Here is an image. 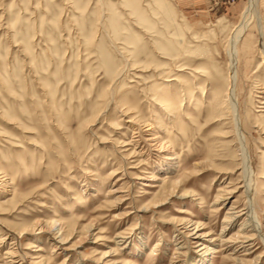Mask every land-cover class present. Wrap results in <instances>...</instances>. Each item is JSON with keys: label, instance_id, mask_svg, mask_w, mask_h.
Here are the masks:
<instances>
[{"label": "rangeland", "instance_id": "374dc122", "mask_svg": "<svg viewBox=\"0 0 264 264\" xmlns=\"http://www.w3.org/2000/svg\"><path fill=\"white\" fill-rule=\"evenodd\" d=\"M245 1L0 0V234L27 226L18 235L27 252L22 264L36 255L47 264H95L101 255L96 264H189L199 256L240 264L235 255L264 264L259 239L246 255L235 240L215 253L192 242L185 256L173 241L175 219L199 222L210 238L220 234L230 204L243 211L236 151L209 119L206 99L208 82H224L227 39ZM256 5L264 25V0ZM262 46L264 30L251 18L236 45V94L264 226V113L254 96ZM168 112L180 115L175 124ZM131 117L141 133L145 123L157 126L176 154L172 179L162 174L159 188L140 184L155 151L140 142L144 155L129 156L130 145L121 146ZM220 186L228 191L213 203ZM165 191L172 194L153 204ZM140 205L147 207L136 211ZM242 217L226 224L223 238L235 235ZM57 218L68 235L52 252L55 242L39 221ZM118 234L131 242L114 245ZM12 240L7 233L0 254Z\"/></svg>", "mask_w": 264, "mask_h": 264}, {"label": "bare ground", "instance_id": "6f19581e", "mask_svg": "<svg viewBox=\"0 0 264 264\" xmlns=\"http://www.w3.org/2000/svg\"><path fill=\"white\" fill-rule=\"evenodd\" d=\"M258 0H246L243 9L240 12L238 21L234 24L232 27L229 37L227 39V46H226V70H225V79L223 83H220L217 80H211L207 84L210 86L209 88V95L210 97L207 98V104L209 106L208 108V117L209 119H213V121L220 122L222 129H221V135L222 137H228L230 136L232 139V143L234 145L236 156L238 159V169H239V176L241 178L240 180V187L242 189V193L244 194V207L242 212H236L234 211V207L230 206L227 208V210L224 213V218L222 220L221 229L219 231L220 234L217 235V237H210L205 238L204 233L199 232V226L201 224L197 221H191L190 218H178L175 219L174 227L176 228V235L173 238V241H175V244L177 245V248H184L185 251H182L181 254L185 256V253L187 249L190 248L189 244L194 243L195 245H198L200 248H203V251H206L208 249H212V252H219V249L222 248L224 244H227V242H231L232 240H235L234 242H237L238 247H243L244 252L242 255L250 254V251H248L252 243L255 239H259L263 243L264 247V226L260 224L259 218L257 216V213L254 210V179H253V169L251 166V158L250 153L248 150V146L246 143V129L244 126V121L242 120V115L240 112V101L238 99V96L236 94V88L238 84V78H239V69H238V61H237V43L240 38V36L243 34V31L245 30L249 20L251 18H255L258 24L259 31L262 32L264 30V25L261 22L260 16L257 14L256 11V4ZM259 64H258V71L261 73L259 74L256 82H257V88L256 95H254L258 100L257 103L261 104L262 111L264 113V47L262 46L259 51ZM198 84V82H197ZM201 94H204L203 88L201 89ZM160 100H156L155 104L157 105H163L161 104ZM170 105V104H169ZM167 106L168 110H172L173 105ZM250 107V106H249ZM250 110V109H249ZM122 112V111H121ZM128 112V111H127ZM125 114V113H122ZM126 115V114H125ZM166 115H168V121L172 124H175L177 122V119L180 117V115H171L170 112H168ZM145 121V120H144ZM127 125L130 126L132 129V134L127 137L124 141H122L121 146L130 145L129 149H127L129 156H140L143 153V147L140 146V142H143L146 144L149 148L153 149L155 151V156L157 157L156 162L154 163L151 173L144 177L148 180V182H141V185L144 186H150L152 188L157 187L159 188L160 185H158V182L160 181V176L163 174L164 177L168 178V175L172 172L173 166L176 162V154L170 150L171 148H168L166 145L169 146V144L164 143L160 137V129H158L157 126L151 123H145V128L143 131L145 133H141L140 126L138 123L135 122L134 117L127 119ZM135 125V126H133ZM155 126V127H154ZM157 128V129H156ZM138 131V132H137ZM141 131V132H139ZM137 132V135L134 134ZM160 133V134H159ZM145 137H143V136ZM136 136V137H135ZM138 136V137H137ZM165 141V140H164ZM126 150V149H125ZM148 156V153H145V157ZM121 160L124 162L125 158L124 156L120 155ZM147 159V158H146ZM122 162V164H124ZM126 169L124 168L121 174L126 173ZM137 176L129 178V182L132 183L134 178ZM170 177V175H169ZM171 178V177H170ZM162 179V181H163ZM172 179V178H171ZM170 179V180H171ZM6 179L1 178V181H3V184H6ZM166 180V179H165ZM169 181V180H167ZM161 182V181H160ZM88 184V182H86ZM168 184L176 185L178 182L176 180L169 181ZM162 185V184H161ZM164 186V185H163ZM161 186V187H163ZM165 188V187H164ZM163 188V189H164ZM167 188V187H166ZM162 189V188H161ZM162 189V190H163ZM216 198L213 201V203L217 202L218 199L220 203L222 202V198L224 197V194L227 193V189L223 186H220L217 189ZM146 193V192H145ZM161 193V191H160ZM164 193L163 198L160 200L155 201L153 204L159 205L161 201H163L167 196H170L172 193L170 191L162 192ZM188 193H184L186 195ZM146 205H140L136 209V211L145 210ZM218 208V207H217ZM137 214V213H136ZM243 215L239 226L237 228V231L234 236H228L227 238H223V232L224 228L226 227V224L229 222H233L232 220H235L237 216ZM141 215H138L139 218ZM174 221V220H173ZM40 227L39 229L48 231L51 241H54L55 244L51 246V251H56V243H60L64 241L67 238L68 234L63 233L64 231V224L57 218L52 219L48 221V224H46L44 221H39ZM27 226H22L19 230H16L17 234L14 230H7L6 233L2 232L0 234V241H2L6 234L9 233V236L12 237V241L9 242V246L3 251V254H0V264H22L21 262L25 260L27 257V252H23L19 245V239L18 235L26 232ZM91 229V226L87 227V230ZM179 236H177L178 234ZM125 234V233H124ZM8 236V235H7ZM117 239L114 243H130L131 238L128 239V241L125 239L128 238L126 235L118 234L116 235ZM98 238V236H96ZM102 238V237H99ZM179 239V240H178ZM50 240V239H49ZM140 244H142L144 241L139 240ZM15 245V248L12 247ZM212 245H217L212 246ZM236 245V246H237ZM156 246V245H155ZM29 248V247H28ZM40 247H37L36 250H39ZM235 249V247L233 248ZM232 249V250H233ZM117 250V247L111 246L109 247V251L112 253H115ZM154 250L152 248L151 252ZM236 251H233V253ZM258 256V255H257ZM255 256V257H257ZM102 257H95L93 258V263H98L100 258ZM32 258H38L37 261L30 260L29 264H36L43 260L42 255H36ZM231 259L239 262L240 264H247L249 262L248 260L238 257L237 255L233 256ZM208 259L205 257L199 256L191 259V262L189 264H207ZM44 264H47L46 262H43ZM78 264V262H76ZM122 264H131L130 262H122ZM182 264V262L180 263Z\"/></svg>", "mask_w": 264, "mask_h": 264}, {"label": "built area", "instance_id": "2783aa9c", "mask_svg": "<svg viewBox=\"0 0 264 264\" xmlns=\"http://www.w3.org/2000/svg\"><path fill=\"white\" fill-rule=\"evenodd\" d=\"M230 1H233V0H230Z\"/></svg>", "mask_w": 264, "mask_h": 264}]
</instances>
